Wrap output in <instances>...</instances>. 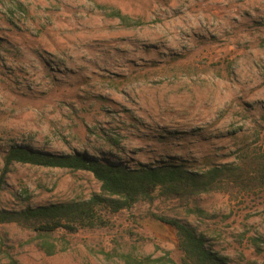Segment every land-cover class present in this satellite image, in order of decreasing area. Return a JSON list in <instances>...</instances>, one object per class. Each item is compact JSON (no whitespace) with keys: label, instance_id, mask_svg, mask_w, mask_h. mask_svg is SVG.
<instances>
[{"label":"rangeland","instance_id":"1","mask_svg":"<svg viewBox=\"0 0 264 264\" xmlns=\"http://www.w3.org/2000/svg\"><path fill=\"white\" fill-rule=\"evenodd\" d=\"M15 145L191 169L264 148V0H0V174ZM99 191L87 170L13 162L0 208ZM98 212L104 224L56 233L66 249L53 255L0 224V264L180 263L175 230L154 216L189 226L228 264H264V187Z\"/></svg>","mask_w":264,"mask_h":264},{"label":"trees","instance_id":"2","mask_svg":"<svg viewBox=\"0 0 264 264\" xmlns=\"http://www.w3.org/2000/svg\"><path fill=\"white\" fill-rule=\"evenodd\" d=\"M114 16L123 22L127 16L119 10ZM5 167L0 174V190L4 185L5 171L13 162L47 167H67L87 170L100 183V191L85 199L27 206L19 210L0 208V224L14 223L34 233L33 240L46 255L63 251L58 247L59 232L76 233L84 228L104 224L98 211L117 212L130 208L137 201L151 202L157 195L190 197L210 191H228L230 187H264V148L246 150L236 161L191 169L182 163L166 161L157 165H126L98 159L85 153H52L11 146L5 156ZM175 230L174 243L181 253L180 263L168 255L133 257L122 255L125 264H228L226 259L206 247L204 238L189 226L175 219L154 216ZM12 264H18L11 260Z\"/></svg>","mask_w":264,"mask_h":264}]
</instances>
